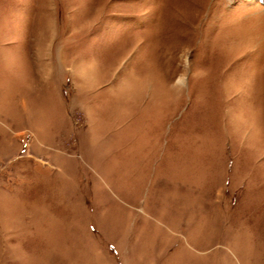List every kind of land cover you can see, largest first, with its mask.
<instances>
[{
    "label": "rangeland",
    "instance_id": "1",
    "mask_svg": "<svg viewBox=\"0 0 264 264\" xmlns=\"http://www.w3.org/2000/svg\"><path fill=\"white\" fill-rule=\"evenodd\" d=\"M123 92L114 184L71 105ZM263 195L264 0H0V264H245Z\"/></svg>",
    "mask_w": 264,
    "mask_h": 264
},
{
    "label": "crops",
    "instance_id": "2",
    "mask_svg": "<svg viewBox=\"0 0 264 264\" xmlns=\"http://www.w3.org/2000/svg\"><path fill=\"white\" fill-rule=\"evenodd\" d=\"M123 89V90H127ZM135 104H133L131 101L128 100L127 98V93L123 92L120 93L118 100L116 102H113V107L111 108L110 111V120H108L109 116L102 118L98 117L95 120H90L88 119L89 116H93L92 113H94L92 111V109L85 103L83 104V109H78L79 103L78 101L74 100L71 107L73 109H75L74 111L76 112H81L83 113V115L85 116V121H86V128L84 129L87 134H88V138L91 139L95 144H100L99 148L93 150L94 151V157H93V163L90 162L91 158L89 159L90 164L92 165L93 169L96 171H98L99 175L104 176L105 178H110V181L113 182V180H117V178H113L110 177L111 176V171H113V169L111 170L109 168L108 165L112 166L114 165L113 158H112V154L117 152V151H124L126 148H128V145L125 143V145H123L124 143H122L121 145L118 144V136L119 135H123V133H125L124 131L126 130V124L128 125V121H129V117L127 116V110L128 108H132V106H134ZM74 106L76 108H74ZM138 109H136L137 112ZM68 114V113H67ZM139 115H133L131 118H137ZM103 119V120H102ZM67 127L69 128L70 126V122L71 120L67 117V115L65 114V120ZM103 123H102V122ZM109 122V124H108ZM126 122V124H125ZM105 124V126H104ZM73 130L75 129V127L73 126L72 128ZM75 132L78 134H82V132L80 130H75ZM83 132V133H84ZM123 137H126L125 135H123ZM127 138V137H126ZM105 141V143L103 144V146L101 145V143H103ZM106 144H109L110 146L108 147ZM102 148V149H101ZM102 150V151H101ZM132 151H136L134 153H137V149H132ZM167 151V150H166ZM160 154H162L163 152L160 151ZM174 153H180L175 151H172V154ZM184 153V152H182ZM169 154H171L170 149H168V152H165V154L163 153L161 160H160V165H165L168 164L170 162V157H167ZM134 160V159H133ZM141 162V161H140ZM158 162H159V158H158ZM118 164V163H117ZM102 165H105V167H100ZM122 166V163H121ZM104 171V172H103ZM106 171H108V173H106ZM125 171V169L123 170V168H121V172ZM130 175H134L133 172H129ZM176 176L181 177L182 172H176ZM184 175V174H183ZM116 177V175H115ZM137 178V177H136ZM120 180V178H119ZM132 180V179H131ZM130 182H133L131 181ZM115 184V182H113ZM122 184H124V182H122ZM130 184V183H128ZM136 184V182L134 183V185ZM179 186H181L180 188H184V186L186 185L185 183V178L183 176V181H181L180 183H177ZM114 186V185H112ZM127 189V188H125ZM122 191V192H121ZM120 191V197L121 200L123 201H129L128 198L129 197H133L135 194V191L130 190V191H126L123 192V190L121 189ZM183 191V190H182ZM187 197V193L184 191L182 192V194L180 195V201H182L183 203L186 202V198ZM207 198V197H206ZM255 198V197H253ZM189 200V197H188ZM210 205H205V207L202 209V205L199 206V209H202L201 211H205L206 213L210 211L211 212H216L218 214V212H221V214L226 213L228 214L229 212L232 213L233 216L239 215V213L241 212L239 205L237 204V202H239V198L237 199V197H232L231 199V205L226 204L228 201L226 199H224V195H220L217 196L213 195V197H211L210 199ZM208 199H206V202L209 201ZM254 199H246V201H253ZM261 203V205L258 207V211L253 208L251 206H248V210L245 211L243 210L242 212H247L249 214L250 217V211L253 212H263L264 214V195L261 197V199H258ZM202 202V199L200 200ZM257 201V200H256ZM184 205V204H183ZM189 207L186 208V206H184V213L182 216V220H180L181 224H179V226L182 225V228L187 227L188 222L191 221V215L189 217H187L188 213H186V210ZM188 212H190V210H188ZM250 212V213H249ZM207 215V214H206ZM168 215H167V219H168ZM251 219V217H250ZM234 219L232 220L233 223ZM191 225V222H189ZM176 225V224H175ZM248 226H251V223L248 224ZM263 227L262 228V234L256 235V237H254L253 239L250 238V236L248 237V242L245 243L244 245H242L240 248L242 249V257L241 259H243L245 261V264H264V225L260 226ZM259 227V228H260ZM260 233V231H259ZM258 234V233H257Z\"/></svg>",
    "mask_w": 264,
    "mask_h": 264
}]
</instances>
